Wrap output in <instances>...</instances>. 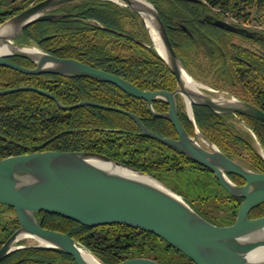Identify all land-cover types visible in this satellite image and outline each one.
Here are the masks:
<instances>
[{"label": "trees", "instance_id": "16d2710c", "mask_svg": "<svg viewBox=\"0 0 264 264\" xmlns=\"http://www.w3.org/2000/svg\"><path fill=\"white\" fill-rule=\"evenodd\" d=\"M36 1L23 3L16 12ZM148 1L157 9L175 52L192 77L198 80L209 77L216 86L231 88L236 98L264 111V34L258 33L250 39L260 46L257 52L241 49L230 40L222 41L224 36L232 33L213 26L205 18L207 14L231 13L238 20L247 21L253 9L255 12L264 10V0ZM67 4L65 9L56 10L66 13L65 17L34 22L16 41L22 44L32 42L56 56L73 58L103 69L141 89H175V77L153 47L148 30L137 13L110 0H78ZM213 9L220 13L213 12ZM262 15L260 22L264 25ZM6 18H1L0 22ZM175 25L178 26L175 28ZM8 59L26 67L34 66L25 58ZM21 85L49 91L64 105L90 100L131 111L150 130L176 138L173 125L165 118L152 116L145 100L125 93L112 83L81 76L26 74L0 65V90ZM152 106L158 112L167 109V103L162 99H155ZM182 106L181 103L178 117L192 135V123ZM192 110L198 129L221 151L232 159L242 158L243 153L247 158L241 164L264 172V158L253 147L249 135L239 132L230 118L236 117L243 122L263 150L264 121L244 114H218L202 105L193 104ZM46 150L97 152L153 176L180 172L185 166L213 174L180 150L142 134L134 120L121 112L86 105L62 110L47 95L30 90L1 94L0 159ZM231 179L240 184L236 175H231ZM225 193L232 219L223 217L227 221L221 222L194 209L214 224L232 223L242 198ZM263 215L264 202L249 212L250 218ZM36 218L42 227L73 237L106 264L140 256L163 264H195L157 235L133 226L114 223L92 227L48 212H39ZM12 222L18 226L17 218ZM10 233L0 239V245ZM57 262L75 264L72 257L60 249L35 246L11 251L0 264Z\"/></svg>", "mask_w": 264, "mask_h": 264}, {"label": "water", "instance_id": "95a60500", "mask_svg": "<svg viewBox=\"0 0 264 264\" xmlns=\"http://www.w3.org/2000/svg\"><path fill=\"white\" fill-rule=\"evenodd\" d=\"M72 1L78 0H38L0 22V49L3 50L0 65L26 74L81 76L112 83L125 93L145 100L152 116L165 118L173 125L176 138L155 133L131 111L90 100L64 105L54 94L34 86L1 89L0 95L30 90L47 95L62 110L86 105L121 112L134 120L142 134L180 150L208 169L225 191L242 198V201L234 221L218 225L202 217L179 194L154 176L105 154L81 150H46L9 155L0 159V204L13 208L19 225L1 243L0 261L15 249L35 246L60 249L68 253L75 264H106L89 250L94 259L83 257L81 251L86 248L68 234L42 227L36 214L48 212L86 226L118 223L151 232L177 248L195 264H264V215L249 217L251 209L264 202V172L254 171L230 158L205 137L194 121L192 105L206 106L218 114H244L262 121L264 111L239 98L217 99L199 88L188 87L183 75H191L175 52L157 9L148 0H142L146 3L138 0L110 1L127 6L139 15L155 50L175 77L174 90L141 89L116 74L79 60L56 56L38 46L16 44V38L32 23L65 17L67 14L56 11V8ZM213 23L249 37L255 34L221 19H214ZM180 26L188 32L185 26ZM152 34L157 37L162 53L155 45ZM9 57L25 58L34 66H23L9 60ZM175 94H179L186 104V112L193 126L192 135L178 118ZM155 99L166 101L167 110L156 111L152 106ZM94 162L110 167L104 168ZM114 169L130 170L153 182L126 176ZM229 174L240 177L244 182L235 183ZM24 238L35 239L38 243L18 244ZM116 264L163 263L140 256Z\"/></svg>", "mask_w": 264, "mask_h": 264}, {"label": "rangeland", "instance_id": "374dc122", "mask_svg": "<svg viewBox=\"0 0 264 264\" xmlns=\"http://www.w3.org/2000/svg\"><path fill=\"white\" fill-rule=\"evenodd\" d=\"M31 0H24V3H28ZM20 2V1H19ZM34 3V2H33ZM18 4V1L14 3V5ZM31 4V3H30ZM68 6L67 3L60 5L56 8L63 10ZM213 12H218V9H213ZM264 14V10H260L259 12H255V9L252 10V15L245 20H238L234 16H231V13H226L220 16H217L219 19L225 20L230 23L240 22V23H249L252 25H256L258 23L262 24L260 22L261 17L260 15ZM264 16V15H262ZM222 17V18H221ZM149 33V32H148ZM150 36V34H149ZM151 39V36H150ZM16 41V40H15ZM152 41V39H151ZM16 44L18 45H27V46H35L34 43L29 42L27 44L18 43L16 41ZM152 45L154 47V44L152 42ZM192 77V76H191ZM193 78V77H192ZM195 79V78H193ZM197 80V79H195ZM198 81V80H197ZM196 81V82H197ZM198 84L202 83L205 85V83L197 82ZM199 87V89L203 88V85ZM209 96H213L217 99H227L225 97H222L220 93H213L207 94ZM185 104V102L183 101ZM230 121L234 123L235 128L244 134L245 136L248 134L249 139L251 140V143L253 147L259 152V154L264 158V150H261L260 145L256 141V136L254 133L240 120L235 118H230ZM247 133V134H246ZM247 158L245 154L242 153V158L236 157L234 160L238 161L239 163H243V161ZM153 176V175H152ZM158 180H160L163 184L168 186L170 189L175 191L177 194H179L187 203H189L193 208L201 210L205 212L209 217L215 218L220 220L221 222H226L227 220H224L223 217H227L232 219L228 212V200H227V194L225 193L224 189L218 185L216 182V178L213 174L206 172L204 170H200L198 168L194 170H190V167L185 166L184 170H181L180 172H169V173H161L157 176H154ZM241 183V182H240ZM238 184V183H237ZM217 196V198H216ZM236 216V215H235ZM17 218L16 213L13 209L8 208L7 206L0 204V239L4 237V235L8 232H13L18 226H16V223H13L12 220ZM226 219V218H225ZM18 221V220H17ZM15 227H14V225ZM19 225V224H18ZM225 225V224H224ZM6 227V230L3 231V228ZM4 239V238H3ZM38 242L35 239L32 238H24L18 241V244H27V245H35ZM56 264H73L72 262H57Z\"/></svg>", "mask_w": 264, "mask_h": 264}, {"label": "flooded vegetation", "instance_id": "af4514ba", "mask_svg": "<svg viewBox=\"0 0 264 264\" xmlns=\"http://www.w3.org/2000/svg\"><path fill=\"white\" fill-rule=\"evenodd\" d=\"M18 1V4H16V5H14V3L15 2H17ZM20 1V2H19ZM24 3V0H0V19L1 18H3V17H9V16H11V15H13L14 13H16V9L18 8V7H20L22 4ZM215 15V16H214ZM214 15H212V14H207L206 16H205V18H206V20L208 19V20H210L211 22V24L213 23V21H214V18H216V19H219L217 16H216V14H214ZM222 18V17H221ZM222 20V19H221ZM225 21V20H224ZM209 22V21H208ZM227 22V21H226ZM186 23V22H185ZM228 23H230V22H228ZM187 24V23H186ZM230 24H232V25H234V26H237V27H242V28H245V29H247V31H249V32H255V34H254V36L253 37H249V36H247L246 34H243V33H238V32H233V31H229V30H226V29H224V28H221V27H219V26H217V25H215L214 23L212 24L213 26H215V27H217V28H220V29H222V30H225L226 32H230V33H232V35L230 36H224V39L222 40V41H224L225 40V43H226V40H228V42H229V40H230V43L231 44H234V45H237L239 48H241V49H246V50H250V51H253V52H257L258 50H259V45L257 44V43H255V42H253L252 40H250V39H252V38H254L258 33H261L262 32V34H264V30H258V29H254V28H252V27H245V26H243L242 25V23H240V22H235V23H230ZM178 25H175V28L177 27ZM238 60H241V58H238ZM194 78V77H193ZM195 80V79H194ZM198 80V79H197ZM197 80H195V81H197ZM199 81V83L200 82H203V83H205V85L204 84H202V83H200V84H202L203 85V88L201 89L204 93H206V94H211V92H213V93H220V95L222 96V97H225V98H231V97H235V94H234V92L231 90V88H229V87H224V86H220V87H218V86H216L213 82H212V80L208 77V78H205V79H200V80H198ZM197 81V82H198ZM176 88V87H175ZM175 97H176V101H177V115H178V111L179 110H181V108H180V105H181V103H182V107H183V109L185 110V112H186V104H184L183 103V98L179 95V94H175ZM213 97V96H212ZM236 98V97H235ZM166 102V101H165ZM167 110V109H166ZM165 110V111H166ZM193 111V110H192ZM162 112V111H161ZM186 114H187V112H186ZM235 116L237 115V114H234ZM188 116V115H187ZM238 116V115H237ZM179 118V117H178ZM189 118V117H188ZM180 120V119H179ZM190 120V119H189ZM186 130V129H185ZM231 175L232 174H229V177L231 178ZM236 178H237V181H239V182H241L240 184H242L244 181H243V179H241L240 177H238V176H236ZM221 186V185H220Z\"/></svg>", "mask_w": 264, "mask_h": 264}, {"label": "bare ground", "instance_id": "6f19581e", "mask_svg": "<svg viewBox=\"0 0 264 264\" xmlns=\"http://www.w3.org/2000/svg\"><path fill=\"white\" fill-rule=\"evenodd\" d=\"M138 1H140V2H142V3H146V2H143L142 0H138ZM153 35V38H154V40H155V45L157 46V48L160 50V52L162 53V50H161V46H160V44H159V42H158V39H157V37L154 35V34H152ZM35 47H37L36 45H35ZM35 47H33V49H37V48H35ZM32 49V48H31ZM1 53H3V50L2 49H0V54ZM183 80H184V82H185V84L188 86V87H191V88H193V89H197V88H199L200 86H201V84H198L194 79H192L191 77H189L188 75H186V74H184L183 75ZM95 164H97V165H99V166H101V167H104V168H109L110 166L109 165H107V164H102V163H100V162H94ZM114 171H117V172H119L120 174H123V175H126V176H130V177H133V178H137V179H140V180H144V181H147V182H153V181H151L148 177H146V176H143V175H140V174H138V173H136V172H132V171H130V170H127V169H114ZM43 243V242H42ZM81 253H82V255H83V257H85L86 259H88V260H92V259H94V257L92 256V254L88 251V250H86V249H82V251H81Z\"/></svg>", "mask_w": 264, "mask_h": 264}, {"label": "built area", "instance_id": "2783aa9c", "mask_svg": "<svg viewBox=\"0 0 264 264\" xmlns=\"http://www.w3.org/2000/svg\"><path fill=\"white\" fill-rule=\"evenodd\" d=\"M243 26L245 27H252L254 29H258V30H264V25L263 24H256V25H252V24H249V23H242Z\"/></svg>", "mask_w": 264, "mask_h": 264}]
</instances>
